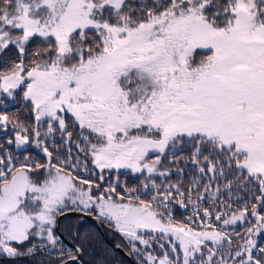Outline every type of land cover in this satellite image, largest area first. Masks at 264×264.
I'll list each match as a JSON object with an SVG mask.
<instances>
[{
    "label": "snow or ice",
    "instance_id": "obj_1",
    "mask_svg": "<svg viewBox=\"0 0 264 264\" xmlns=\"http://www.w3.org/2000/svg\"><path fill=\"white\" fill-rule=\"evenodd\" d=\"M70 214L264 264V0H0V256L86 264Z\"/></svg>",
    "mask_w": 264,
    "mask_h": 264
},
{
    "label": "trees",
    "instance_id": "obj_2",
    "mask_svg": "<svg viewBox=\"0 0 264 264\" xmlns=\"http://www.w3.org/2000/svg\"><path fill=\"white\" fill-rule=\"evenodd\" d=\"M129 182L135 183V180L129 178ZM189 211L177 209L175 215L177 219H183L189 214ZM64 225L71 226V234ZM61 231L67 237L66 242L83 244L85 247L83 259L86 264H96L97 260L103 259L105 256L108 257L109 264H135L133 258L124 254L117 247V245H121L126 248L123 238L104 222H98L92 217L81 219L79 215L70 214L61 221ZM0 264H31V261L27 259L17 261L0 256Z\"/></svg>",
    "mask_w": 264,
    "mask_h": 264
},
{
    "label": "water",
    "instance_id": "obj_3",
    "mask_svg": "<svg viewBox=\"0 0 264 264\" xmlns=\"http://www.w3.org/2000/svg\"><path fill=\"white\" fill-rule=\"evenodd\" d=\"M120 251H122L124 254H125V252L121 249V248H118Z\"/></svg>",
    "mask_w": 264,
    "mask_h": 264
}]
</instances>
